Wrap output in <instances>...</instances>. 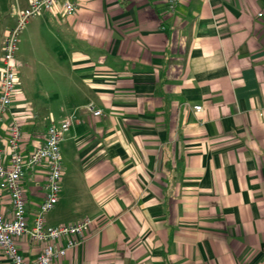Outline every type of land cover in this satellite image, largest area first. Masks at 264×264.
Wrapping results in <instances>:
<instances>
[{"label": "crops", "instance_id": "0c3cea01", "mask_svg": "<svg viewBox=\"0 0 264 264\" xmlns=\"http://www.w3.org/2000/svg\"><path fill=\"white\" fill-rule=\"evenodd\" d=\"M29 1L0 0V71L4 35ZM259 12L264 0H183L175 8L168 0H79L73 16L57 7L33 17L32 33L63 73L62 99L46 109L71 121L63 171L81 182L62 181L67 218L50 216L53 209L47 224L93 219L82 242L51 264H264ZM24 97L0 124L4 162L11 119L24 124V153L45 141L48 126L35 132ZM46 171L24 174L31 218ZM0 211L11 217L1 190ZM15 241L30 261L43 249Z\"/></svg>", "mask_w": 264, "mask_h": 264}, {"label": "built area", "instance_id": "2783aa9c", "mask_svg": "<svg viewBox=\"0 0 264 264\" xmlns=\"http://www.w3.org/2000/svg\"><path fill=\"white\" fill-rule=\"evenodd\" d=\"M182 1L168 0V3L171 8H175ZM57 7L66 15L73 16L79 8V0H30L26 8L16 11V23L4 35L0 71V124L12 106V97L16 92L17 69L21 67V62L16 59L15 53L20 33L33 17L46 11L56 15ZM258 17L264 20V12H259ZM194 108L198 111L203 109L201 105ZM89 109L95 115H102L100 109L94 110L93 106H89ZM70 127L69 119L51 121L44 143L24 153L21 124L13 118L8 125V161L0 159V190L7 194L11 205L10 218L0 211V248L7 264H51L80 244L91 226V217H85L74 224H47V214L59 202L62 192L61 143ZM2 154H5V150L0 148V155ZM41 166H45L47 170L43 186L44 197L31 218L23 178L26 171H35ZM17 238L43 243V249L34 261L26 259L20 252L15 241Z\"/></svg>", "mask_w": 264, "mask_h": 264}, {"label": "rangeland", "instance_id": "374dc122", "mask_svg": "<svg viewBox=\"0 0 264 264\" xmlns=\"http://www.w3.org/2000/svg\"><path fill=\"white\" fill-rule=\"evenodd\" d=\"M34 21L35 19L32 18L25 28L22 29L19 42H17L15 57L21 62V67L17 69V81L20 80V83L17 82L16 91L22 93L19 95V93L16 94L15 92L12 99L13 101L16 98L23 99L24 96V98H29L30 111H27L25 114H28V116L33 119H37L38 125L35 132H43L54 119L46 112V109L49 107L47 105H50L51 101H53L55 105L58 106V102L62 99L61 94L63 87L61 78L63 73L52 64V58L49 54L50 49L45 47L46 43L40 39H36L35 35L32 33ZM36 110L39 112H36ZM56 115L55 117L59 118V114ZM21 127L23 128L24 124L21 123ZM62 147H64V143ZM61 154L62 162H65L64 158L66 152L63 151L62 153L61 150ZM62 181L64 186L67 187L81 184L80 179H78L77 175L74 176L72 171L65 173L64 170ZM66 202L67 200H64L62 195L60 202L50 213V216L54 218L59 216H62L64 219L67 218L65 209Z\"/></svg>", "mask_w": 264, "mask_h": 264}]
</instances>
